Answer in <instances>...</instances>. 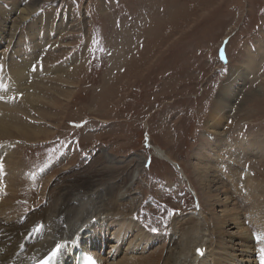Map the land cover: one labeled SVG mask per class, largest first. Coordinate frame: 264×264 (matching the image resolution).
Returning a JSON list of instances; mask_svg holds the SVG:
<instances>
[{
    "label": "rangeland",
    "instance_id": "obj_1",
    "mask_svg": "<svg viewBox=\"0 0 264 264\" xmlns=\"http://www.w3.org/2000/svg\"><path fill=\"white\" fill-rule=\"evenodd\" d=\"M13 1L0 0V9L8 11L14 5L12 14L18 15L35 3L38 14L63 24L60 35L41 32L42 40L49 35L50 41L35 64L40 73L32 78L27 75L26 94L39 103L23 122L36 124L49 136L15 145V157L21 160L24 173L16 207L28 213L43 206L52 185L49 181L59 179L66 168L93 174L103 167L101 150L120 158L140 154L147 165L130 190L137 206L136 223L157 243L146 255L161 247L158 254H164L165 237L179 216L199 205L207 216L210 213L194 174L193 155L208 139L206 124L230 71L243 66L250 52L256 54L264 46V0ZM34 20L18 22L11 45L9 37L2 42L0 67L3 55L11 54L12 46ZM71 57H77L74 66L66 65ZM58 65L62 69L55 71ZM262 65L260 74L250 75V84L243 89L261 90L242 109L233 110L225 125L229 143L264 136V60ZM17 97L11 103L19 105L11 106L14 114L26 109L24 96ZM249 98L241 96L238 103ZM156 148L182 171L158 158ZM227 157L223 152L224 161H229ZM237 165L243 174L252 172L257 184L255 189L242 183L243 175L236 177L238 181L229 179L239 182L245 214L264 216V157L246 156ZM33 176H39L40 184L31 183Z\"/></svg>",
    "mask_w": 264,
    "mask_h": 264
},
{
    "label": "bare ground",
    "instance_id": "obj_2",
    "mask_svg": "<svg viewBox=\"0 0 264 264\" xmlns=\"http://www.w3.org/2000/svg\"><path fill=\"white\" fill-rule=\"evenodd\" d=\"M34 5L22 8L18 15L15 14L16 19L12 14L14 5L8 11L0 9V45L6 37L11 45L19 24L29 17L36 19L25 33H21L22 39L12 46L11 54L3 55L0 67V78L5 76V81L0 84V98L1 95L4 97L0 99V264H35L54 251L59 252L62 264H68L77 249L93 252L102 264H256L258 250L253 234L258 235L259 245L264 249V216L245 214L247 208L243 209L245 204L242 205L240 200L239 179L236 177L243 175L242 183L256 189L257 184L252 180L254 174H243L237 164L246 156L247 159L264 157V136L229 143L225 127L232 118L231 112L242 109L261 90L245 92L243 89L250 84L249 76L255 74L257 77L263 69L264 46L261 44L256 54L250 52L243 66L230 71L206 124L208 139L193 155L196 161L193 163L194 174L210 213L207 216V211L199 205L195 211L179 216L165 237L168 242L165 253L158 254L163 249L161 247L159 251L146 255V250L156 240L137 226V206L130 192L147 165V159L140 154L120 158L101 150L99 157L104 159V164L93 174L73 173L66 168L59 179L49 181L52 185L46 192L47 201L43 206L28 213L20 212L16 207L15 202L22 193L19 188L24 173L19 166L21 160L17 161L15 157V145L18 142H39L43 136H49L35 127L36 124L23 122L26 120L23 117L34 113L39 103L38 99H30L33 95L26 94L29 90L26 82L28 76L39 75V66L35 64L42 57L41 50L50 41L49 35L42 40L41 32L56 31L60 35L63 27L62 23L51 21V16L44 18L38 14ZM76 60L77 57H71L66 65L74 66ZM56 68L55 71L62 69L59 65ZM64 84L71 87L70 82ZM20 95L24 96L22 102L26 109L14 114L11 111L15 109L11 107L14 106L13 99ZM241 96L250 98L238 103ZM15 106L18 108L19 105L15 103ZM34 121L38 123V119ZM155 150L158 158L171 162L182 171L163 150ZM223 152L229 161H224ZM38 177H31V183L40 184ZM231 178L237 181L230 182ZM104 244L108 245L106 251Z\"/></svg>",
    "mask_w": 264,
    "mask_h": 264
},
{
    "label": "water",
    "instance_id": "obj_3",
    "mask_svg": "<svg viewBox=\"0 0 264 264\" xmlns=\"http://www.w3.org/2000/svg\"><path fill=\"white\" fill-rule=\"evenodd\" d=\"M199 252V251H198Z\"/></svg>",
    "mask_w": 264,
    "mask_h": 264
}]
</instances>
